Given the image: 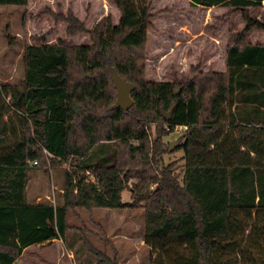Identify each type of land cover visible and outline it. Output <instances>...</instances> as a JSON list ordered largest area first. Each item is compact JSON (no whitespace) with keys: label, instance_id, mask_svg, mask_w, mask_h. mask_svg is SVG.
Instances as JSON below:
<instances>
[{"label":"trees","instance_id":"16d2710c","mask_svg":"<svg viewBox=\"0 0 264 264\" xmlns=\"http://www.w3.org/2000/svg\"><path fill=\"white\" fill-rule=\"evenodd\" d=\"M112 1L117 23L109 16L90 30L72 12L65 17L70 34L90 32L91 42L28 44L22 78L0 82V264L66 237L73 207L137 205L152 264H264V43L246 40L253 27L264 30L249 13L264 0H190L225 5L246 24L230 34L225 70L194 69L180 82L146 77L152 0ZM112 70L135 85L127 111L113 107ZM159 122L165 131L153 136ZM177 127L185 128L182 175L163 158V135ZM70 157L79 161L58 194L29 196L40 162ZM129 178L139 182L124 201Z\"/></svg>","mask_w":264,"mask_h":264},{"label":"rangeland","instance_id":"374dc122","mask_svg":"<svg viewBox=\"0 0 264 264\" xmlns=\"http://www.w3.org/2000/svg\"><path fill=\"white\" fill-rule=\"evenodd\" d=\"M69 12L90 30L106 17L110 16L114 23L120 17L112 0H29L26 5H0V82L15 84L22 78V54L28 44L40 39L56 42L60 38L71 45L91 42L90 32H68L65 17ZM151 12L146 77L154 81L180 82L194 69H224L230 34L246 24L240 12H231L225 5L206 7L190 0H152ZM249 13L264 22V6L251 7ZM246 40L264 43V30L253 27ZM181 89L179 84L174 88L179 93ZM163 127L162 122L154 123L153 136L158 135V130L163 133ZM184 131L185 128L177 127L163 135L164 164H174V171L181 175L185 151L179 146ZM172 142L179 144L170 150ZM78 161L79 158L70 157L62 163L40 162L32 174L29 196L39 195L37 200L54 197ZM138 182V178H129L122 192L124 201L133 200L131 188ZM145 217L144 208L139 205L73 207L66 237L46 246H30L17 264H152L155 254L143 240Z\"/></svg>","mask_w":264,"mask_h":264},{"label":"water","instance_id":"95a60500","mask_svg":"<svg viewBox=\"0 0 264 264\" xmlns=\"http://www.w3.org/2000/svg\"><path fill=\"white\" fill-rule=\"evenodd\" d=\"M111 78L114 82L115 88L117 90V99L114 103V108H121L125 111L129 110L134 105V99L131 96V92L134 89L135 85L129 81H127L124 77H122L117 71H112ZM174 95L179 96V91H174ZM174 111V107H172L169 111H163V115L166 120H170ZM179 144L178 142L171 143L170 150H173L175 146Z\"/></svg>","mask_w":264,"mask_h":264},{"label":"crops","instance_id":"0c3cea01","mask_svg":"<svg viewBox=\"0 0 264 264\" xmlns=\"http://www.w3.org/2000/svg\"><path fill=\"white\" fill-rule=\"evenodd\" d=\"M224 62H225V68H226V51H225V54H224ZM225 68H224V69L222 68V69H219V70L223 71V70H225ZM216 70H218V69H216ZM55 241H57V239L52 240V241H47L48 243L44 242V243H42V244H37V245H39V246H46V244H51V243H54ZM29 248H30V247L26 248V249L24 250L23 254H25V252H26ZM23 254H22V256H23ZM19 258H20V257H19ZM19 258H18V260L16 261L15 264H17V263L19 262Z\"/></svg>","mask_w":264,"mask_h":264}]
</instances>
